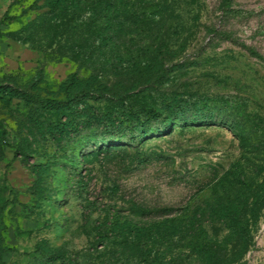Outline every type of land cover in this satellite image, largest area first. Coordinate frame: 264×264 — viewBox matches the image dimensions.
<instances>
[{"label": "rangeland", "instance_id": "374dc122", "mask_svg": "<svg viewBox=\"0 0 264 264\" xmlns=\"http://www.w3.org/2000/svg\"><path fill=\"white\" fill-rule=\"evenodd\" d=\"M101 2L0 0V264H208L201 228L217 264H264V0H123L165 12L115 46ZM255 195L243 246L212 209Z\"/></svg>", "mask_w": 264, "mask_h": 264}, {"label": "trees", "instance_id": "16d2710c", "mask_svg": "<svg viewBox=\"0 0 264 264\" xmlns=\"http://www.w3.org/2000/svg\"><path fill=\"white\" fill-rule=\"evenodd\" d=\"M226 5L229 6L231 0H223ZM104 6L105 10L104 12V19L106 20L104 24V30L103 33H108V36L106 35L103 38L104 44H114L113 43V37L112 35L118 36L117 34H122L123 29L125 28L124 25L127 26V29L131 27L132 30L139 29L141 30V33H144L142 31V28L146 26L147 24L155 25V22L160 19V17H163V13L165 10H160L158 5H148L147 7H137V6H131V8H128L127 6H123V0L119 1L118 3L116 0H102L101 2ZM106 6V7H105ZM155 28H152L151 31H153ZM127 31V30H126ZM129 32H131L129 30ZM119 37V36H118ZM245 49L254 57L264 60V57L257 52L255 49L245 46ZM112 51H115L112 50ZM128 55H131L130 52H128ZM145 57H142L140 59L135 60V67L139 72L143 71H156L157 69H153L152 67L155 66V64L150 60L148 63H144V61H147L144 59ZM143 74V73H142ZM187 104L178 105L176 109L169 110L170 116L175 118H181V117H195V118H202L204 117V112L208 110L209 108H187ZM188 109V110H186ZM192 109V110H189ZM168 111V109H166ZM166 111V112H167ZM194 113L192 115H189L188 113ZM149 114L157 116L156 118L158 120H161V123L163 127L166 125L167 116L165 115V110H160L158 108H153L149 112ZM135 114V113H134ZM135 138H132V142H134ZM122 141H125L124 139H121ZM260 197L255 195L253 197L252 203L249 205V208L247 207V213L249 214V219H246L244 217V213H246V210L244 211V208L242 205L237 203H231L227 202L225 204H222L216 209H212V214L214 217H216L218 220H220L224 225L233 233H236L239 236V239L242 241L243 246H249L250 240H251V221H257L259 218L258 212L260 210ZM149 212L148 210H144ZM162 213L168 212V210H161ZM170 227H173L172 229H168L167 231L163 232V239H169L173 237V233H186L188 231L189 226L185 223L174 226L173 224L170 225ZM198 242L196 246H186L193 254L199 255L203 260H205L208 264H217V248L216 246H213L210 241L208 240L207 236L204 234V230L201 228L199 235L197 236ZM166 251L160 252L161 246H139L140 251V257L142 258V263L145 264H169L168 256L170 250H172L173 246H164ZM214 261V263H212Z\"/></svg>", "mask_w": 264, "mask_h": 264}]
</instances>
